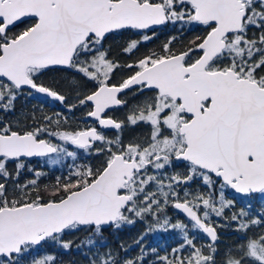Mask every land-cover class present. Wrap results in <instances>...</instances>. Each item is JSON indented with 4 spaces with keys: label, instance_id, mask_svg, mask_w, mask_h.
Returning <instances> with one entry per match:
<instances>
[{
    "label": "snow or ice",
    "instance_id": "snow-or-ice-1",
    "mask_svg": "<svg viewBox=\"0 0 264 264\" xmlns=\"http://www.w3.org/2000/svg\"><path fill=\"white\" fill-rule=\"evenodd\" d=\"M169 26L179 35L140 53ZM125 33L122 62L105 45ZM50 71L68 73L67 94ZM22 96L39 107L8 119ZM48 100L93 123L37 118ZM80 153L54 183L31 165ZM254 197L264 205V0H0V264H63L73 248L88 264H264ZM220 219L239 234L223 254ZM137 222L144 233L108 247L105 231ZM169 229L176 247L145 248Z\"/></svg>",
    "mask_w": 264,
    "mask_h": 264
},
{
    "label": "trees",
    "instance_id": "trees-1",
    "mask_svg": "<svg viewBox=\"0 0 264 264\" xmlns=\"http://www.w3.org/2000/svg\"><path fill=\"white\" fill-rule=\"evenodd\" d=\"M23 27V25H21ZM189 35V39L197 34L196 32H185L181 36V39L186 40L187 36L185 34ZM128 33H125L124 36H116L112 39H109L110 42H121L124 41V39L127 37ZM172 35H179L175 29H173L171 26L160 29L158 31V38L157 42H165L168 38V36ZM191 35V37H190ZM177 46H179V41H177ZM156 51L159 50V48L154 49ZM113 52H117V50H112ZM147 51V49L142 48L140 50V53H144ZM70 79V76L68 73L65 72H58V71H50L47 72L43 77L42 80L46 84H57L61 90H64L67 94V82L65 78ZM36 95V94H34ZM71 100V97H69ZM17 112L15 115H9L7 118L11 120H16L19 118L20 120H25L26 117L31 116L33 108L39 107L37 105V101L34 98H27V97H20L17 102ZM56 110H60L62 112V115L68 118V125L73 127L72 119H71V112L68 111V109L61 105L60 103H54L48 102L43 105V111H37L36 116L39 118L43 114L50 115V112H54ZM31 122V121H28ZM71 128V127H70ZM86 163V157L83 153H80L78 158L74 161L72 158H68L67 160H64L61 162L59 166L49 167V165H46L45 167V173L46 175L43 177L44 183H54L57 177H66L69 171L72 169V166L74 164H81ZM256 198V197H254ZM254 212L260 211L262 207H259L257 200L253 203ZM243 206V201H240L237 203L236 208L237 210ZM256 206V207H254ZM169 215L173 217V219H177V214L174 211L169 212ZM183 218V217H179ZM219 222L221 223L220 227L218 228L219 235L221 237V241L219 244V248L221 250V253L226 250L227 246L233 245L237 239L238 233H235L233 231L234 225H230L228 221L224 219H220ZM148 227V224L145 222H137L134 225L126 226L120 231H113L112 229H108L104 232V239L108 244L109 248H118V246L123 243L125 245H129L132 243V241L139 237L142 233L145 232L146 228ZM75 239L77 242L80 240H83L85 238V233H77L74 237H66V239ZM182 240V234L178 230H172L169 229L165 232H159L154 233L151 232L148 235L145 236L143 244L145 248L150 251L152 248H156L160 255H164L167 252L171 250V248L176 247L177 244ZM199 243L203 244L205 243L204 239H200L198 241ZM47 247V246H46ZM53 251H56L53 249ZM139 249L134 251L132 255H136L138 253ZM85 252H87V249L84 250V252H78L75 248L70 253L64 254L59 253L58 259L63 261V264H88V259L85 258ZM88 255H91L90 253ZM154 259V257H153Z\"/></svg>",
    "mask_w": 264,
    "mask_h": 264
},
{
    "label": "flooded vegetation",
    "instance_id": "flooded-vegetation-1",
    "mask_svg": "<svg viewBox=\"0 0 264 264\" xmlns=\"http://www.w3.org/2000/svg\"><path fill=\"white\" fill-rule=\"evenodd\" d=\"M159 30L160 29L157 30V33H158ZM185 36H187L186 38L189 39L188 33H187V35L185 34ZM190 37H191V35H190ZM168 38H169V36H168ZM110 39H112V38H110ZM123 42L124 41H121V42H110L108 40L107 44L105 45L106 47L110 46L111 50H117V52H113L112 51V55L114 57H116L117 59H119L120 61H122V62L127 60V56H125L122 53V51H121V45L123 44ZM162 43L163 42H157V38H156L152 42L148 43L145 47H142V48L147 49V50H154V49L159 48L160 45H162ZM125 74H126V72H125ZM117 78H119V74H118ZM50 102L59 103V102H56V101H53V100H50ZM57 112L62 114V112H60V110H56L53 113L50 112V115H53L54 113H57ZM110 115H114L117 118H123L124 113L122 111H114V112L110 113ZM71 119L73 120L72 124H73L74 128L77 127V126H79L80 128H83L85 126H90L93 123L91 121V119H88V118L85 117V111L81 110V109L73 110L71 112ZM70 127L72 128V126H70ZM108 135H112V132L110 130L108 131ZM52 156H55V155H52ZM52 156H49V157H52ZM49 157L33 158L31 160L32 167L38 168V169H40V170L45 172L46 165H49V167L53 168L54 166H59L61 164V159L57 163H54V164L48 163L46 160ZM86 162H88L87 158H86ZM92 162H95V161H92Z\"/></svg>",
    "mask_w": 264,
    "mask_h": 264
},
{
    "label": "rangeland",
    "instance_id": "rangeland-1",
    "mask_svg": "<svg viewBox=\"0 0 264 264\" xmlns=\"http://www.w3.org/2000/svg\"><path fill=\"white\" fill-rule=\"evenodd\" d=\"M69 157H63V158H60V157H57V156H52V157H49V158H47V162L48 163H51V164H54V163H52L51 161H59L60 159H61V162L62 161H64V160H67ZM56 162V163H57ZM47 163V164H48ZM257 200V202H258V205L260 204V206L259 207H264V205H262L261 203H260V201H259V199L256 197V198H253V203L255 202ZM254 205V204H253ZM254 207H256V206H254ZM173 218V217H172ZM173 222H175V219H173ZM218 223H219V225H221V223L218 221ZM154 233H159V232H165L164 230H157V231H153Z\"/></svg>",
    "mask_w": 264,
    "mask_h": 264
},
{
    "label": "water",
    "instance_id": "water-1",
    "mask_svg": "<svg viewBox=\"0 0 264 264\" xmlns=\"http://www.w3.org/2000/svg\"><path fill=\"white\" fill-rule=\"evenodd\" d=\"M57 102V101H56Z\"/></svg>",
    "mask_w": 264,
    "mask_h": 264
}]
</instances>
